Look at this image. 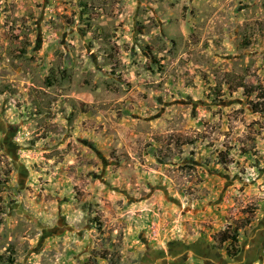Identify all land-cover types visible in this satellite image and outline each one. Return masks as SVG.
I'll use <instances>...</instances> for the list:
<instances>
[{
    "label": "rangeland",
    "instance_id": "1",
    "mask_svg": "<svg viewBox=\"0 0 264 264\" xmlns=\"http://www.w3.org/2000/svg\"><path fill=\"white\" fill-rule=\"evenodd\" d=\"M199 242L264 264V0H0V264Z\"/></svg>",
    "mask_w": 264,
    "mask_h": 264
},
{
    "label": "flooded vegetation",
    "instance_id": "2",
    "mask_svg": "<svg viewBox=\"0 0 264 264\" xmlns=\"http://www.w3.org/2000/svg\"><path fill=\"white\" fill-rule=\"evenodd\" d=\"M261 244H253L249 251V256L252 257L254 260L259 261V257L262 256L263 250L260 249ZM180 247V246H179ZM189 249H191L195 256L201 259L202 262H205L207 264H223L225 263V258H223V262H221V256L211 247H208L207 245H203L200 242L199 243H191L189 244ZM176 255H171L170 263L171 264H183V262L187 259L186 255L182 253V250L177 249ZM180 253V254H178ZM229 257V256H228ZM238 257V256H234ZM165 257L162 255H159L154 250H147V254L145 256H142L141 260L142 262H146L148 264H154L160 262V264H164Z\"/></svg>",
    "mask_w": 264,
    "mask_h": 264
},
{
    "label": "trees",
    "instance_id": "3",
    "mask_svg": "<svg viewBox=\"0 0 264 264\" xmlns=\"http://www.w3.org/2000/svg\"><path fill=\"white\" fill-rule=\"evenodd\" d=\"M257 107H258L257 104H255V105H254V108H255L256 110H258ZM232 237H233L234 240H237V238H238L237 235L232 236ZM227 239H229V237H228V236H224L222 241H225V242H226Z\"/></svg>",
    "mask_w": 264,
    "mask_h": 264
},
{
    "label": "water",
    "instance_id": "4",
    "mask_svg": "<svg viewBox=\"0 0 264 264\" xmlns=\"http://www.w3.org/2000/svg\"><path fill=\"white\" fill-rule=\"evenodd\" d=\"M225 264H226V262H225Z\"/></svg>",
    "mask_w": 264,
    "mask_h": 264
}]
</instances>
